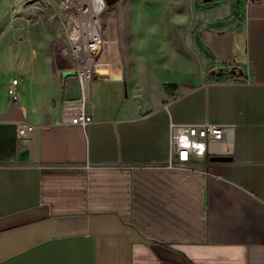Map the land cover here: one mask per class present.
<instances>
[{
	"label": "crops",
	"instance_id": "obj_1",
	"mask_svg": "<svg viewBox=\"0 0 264 264\" xmlns=\"http://www.w3.org/2000/svg\"><path fill=\"white\" fill-rule=\"evenodd\" d=\"M6 17L0 264H264V0L203 2L172 43L136 25L135 55L96 69L86 127L72 124L71 62ZM19 121L36 126L28 148ZM172 123L224 136L168 168Z\"/></svg>",
	"mask_w": 264,
	"mask_h": 264
},
{
	"label": "rangeland",
	"instance_id": "obj_2",
	"mask_svg": "<svg viewBox=\"0 0 264 264\" xmlns=\"http://www.w3.org/2000/svg\"><path fill=\"white\" fill-rule=\"evenodd\" d=\"M230 1L232 0H115L113 2L97 0V10L102 22L103 40L106 39L108 21L114 19L118 28L117 44L120 45V51L124 53L125 50V53L132 57L136 52L134 49L136 25L142 26L145 30L151 25H159L161 29L158 28V32H151L150 35H161L162 40L172 43L175 40L173 37L176 28L182 21L184 23L183 18H188L189 15L191 22L192 14L203 2L218 7ZM72 11L65 5V0H0V30L9 22L6 15L11 14L13 25H19L21 21L28 25L30 40L46 42L58 56L63 57L57 50V43L61 39L69 40L68 27L73 15ZM155 13L156 17L153 15ZM148 35L149 32H145L144 39H149ZM168 43L163 42L158 47L157 53L168 52L170 50ZM143 50L149 51L148 46ZM100 64L105 62L101 61Z\"/></svg>",
	"mask_w": 264,
	"mask_h": 264
},
{
	"label": "built area",
	"instance_id": "obj_3",
	"mask_svg": "<svg viewBox=\"0 0 264 264\" xmlns=\"http://www.w3.org/2000/svg\"><path fill=\"white\" fill-rule=\"evenodd\" d=\"M69 40L61 39L58 48L61 55L72 64V70L78 78L80 96L74 104L72 124L86 127L92 122V117L85 110L91 99V87L97 67L106 51L104 43L102 50L91 52V47L81 44L80 36L70 31ZM105 62L111 66L110 58L106 56ZM18 81L14 80L10 95L13 102L18 101ZM36 126L26 121L17 123V137L21 148H28L32 142ZM224 126L220 124H175L172 123L170 131V157L166 164L168 168H190L194 161L204 158L212 143L222 141Z\"/></svg>",
	"mask_w": 264,
	"mask_h": 264
},
{
	"label": "bare ground",
	"instance_id": "obj_4",
	"mask_svg": "<svg viewBox=\"0 0 264 264\" xmlns=\"http://www.w3.org/2000/svg\"><path fill=\"white\" fill-rule=\"evenodd\" d=\"M125 1V0H122ZM243 2V1H242ZM242 4V3H241ZM65 5L73 10V15L69 21V30L79 34L81 44L89 46L91 43L100 41L104 43L106 55L101 61L112 58L113 67L119 69L120 61L116 60L120 57V45L117 44L118 28L114 19H110L106 27V39L102 36V22L99 11L97 10V0H65ZM241 7V6H240Z\"/></svg>",
	"mask_w": 264,
	"mask_h": 264
},
{
	"label": "water",
	"instance_id": "obj_5",
	"mask_svg": "<svg viewBox=\"0 0 264 264\" xmlns=\"http://www.w3.org/2000/svg\"><path fill=\"white\" fill-rule=\"evenodd\" d=\"M115 0H108V2H113ZM102 50V43L100 41H96L94 42L93 46L91 47V52L92 53H96L97 51H101ZM116 60L120 61V57L117 58ZM114 60L112 58H110V62H113ZM232 158L228 157V156H213L211 157V161L213 162H226V161H230Z\"/></svg>",
	"mask_w": 264,
	"mask_h": 264
},
{
	"label": "clouds",
	"instance_id": "obj_6",
	"mask_svg": "<svg viewBox=\"0 0 264 264\" xmlns=\"http://www.w3.org/2000/svg\"><path fill=\"white\" fill-rule=\"evenodd\" d=\"M184 19V22H186L187 21V18L185 17V18H183Z\"/></svg>",
	"mask_w": 264,
	"mask_h": 264
}]
</instances>
